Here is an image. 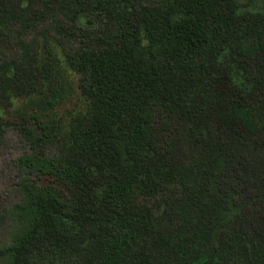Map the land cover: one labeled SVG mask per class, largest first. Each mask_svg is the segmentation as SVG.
<instances>
[{"label": "trees", "instance_id": "trees-1", "mask_svg": "<svg viewBox=\"0 0 264 264\" xmlns=\"http://www.w3.org/2000/svg\"><path fill=\"white\" fill-rule=\"evenodd\" d=\"M8 133L0 264H264V9L0 0Z\"/></svg>", "mask_w": 264, "mask_h": 264}, {"label": "rangeland", "instance_id": "rangeland-1", "mask_svg": "<svg viewBox=\"0 0 264 264\" xmlns=\"http://www.w3.org/2000/svg\"><path fill=\"white\" fill-rule=\"evenodd\" d=\"M238 3L243 10L249 12L264 9V0H238ZM82 23H88V21L82 20ZM75 101L73 99L68 107H72ZM21 151L14 133H8L6 141L0 144V210L18 199L15 190L17 174L13 160L20 155Z\"/></svg>", "mask_w": 264, "mask_h": 264}]
</instances>
